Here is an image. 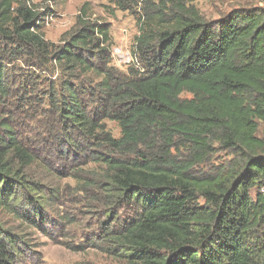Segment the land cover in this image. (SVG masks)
<instances>
[{"label":"trees","instance_id":"obj_1","mask_svg":"<svg viewBox=\"0 0 264 264\" xmlns=\"http://www.w3.org/2000/svg\"><path fill=\"white\" fill-rule=\"evenodd\" d=\"M105 1L137 25L126 74L87 2L55 43L31 0H0V208L44 233L51 222L58 190L31 167L53 163L25 141L30 119L53 156L95 164L69 169L104 218L68 248L119 264H264V6L208 20L192 0ZM32 254L0 224V264Z\"/></svg>","mask_w":264,"mask_h":264},{"label":"rangeland","instance_id":"obj_2","mask_svg":"<svg viewBox=\"0 0 264 264\" xmlns=\"http://www.w3.org/2000/svg\"><path fill=\"white\" fill-rule=\"evenodd\" d=\"M84 2H87L86 8L89 16L109 24L112 37L111 64L121 73L126 74L128 66L133 61L131 47L138 32L132 15L119 10H115L112 15L109 14L107 10L110 9L105 7L107 5L105 0H31L38 12H46L40 22L41 29L45 39L55 43H58L62 33L74 25L79 7ZM192 4L206 19L212 20L226 14L236 6H264V0H192ZM182 96L187 97L188 95L183 93ZM106 124L112 135L118 137L117 124L113 121H106ZM259 127L258 135L260 136L264 125L260 124ZM34 129L35 125L29 119V121H24L20 131L25 141L34 143L32 146L37 147L42 158L53 163L48 169L40 164H34L31 167L36 178L42 180L47 187L58 190L55 192L56 197L53 203L47 205L44 211L50 217L51 222L45 223L44 228L47 232L44 233L25 220H20L14 214L0 208V224L5 229L22 234L29 243L34 258L27 264H119L116 259L101 249L86 248L78 251L68 248L67 245H80L84 237L89 234L88 230L96 229L98 216L101 215V218H104V213L100 214L104 209L102 207L95 209L98 210L96 213L99 215L87 212L84 194L77 191L73 174L69 169L70 166H75L77 170L87 173L90 169H95V164L93 162L83 164L82 161L75 160L71 151L68 156L65 155L63 160L56 155L53 156L52 153L56 151L48 148L47 145H42V139L39 141V135L37 136ZM38 142L41 145H37ZM225 157L224 152H219L215 155V161H221ZM78 162L79 164L76 165ZM55 169L61 174H52L51 171ZM67 218L71 219L70 222Z\"/></svg>","mask_w":264,"mask_h":264}]
</instances>
